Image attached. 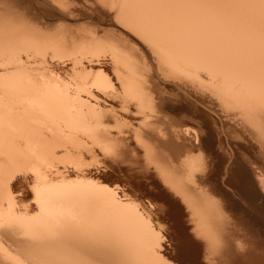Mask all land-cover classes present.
I'll return each instance as SVG.
<instances>
[{
  "label": "bare ground",
  "instance_id": "1",
  "mask_svg": "<svg viewBox=\"0 0 264 264\" xmlns=\"http://www.w3.org/2000/svg\"><path fill=\"white\" fill-rule=\"evenodd\" d=\"M110 1L117 4L113 18L136 33L128 28L157 70L200 101L212 92L218 115L234 125L222 129L229 153L190 97L159 91L153 98L139 72L145 64L127 40L112 37L117 57L130 63L118 76L124 94H114L113 107L103 88L112 58L50 60L74 73L68 80L46 72L50 49L97 45L105 31L64 36L68 25L47 20L77 17L70 9L53 15L52 2L39 0L28 19L19 10L23 0H0V232L14 248L0 240V264H174L151 224L154 207L174 220L177 260L264 264V0ZM36 62L44 65L40 73ZM123 115L136 121L134 143L130 124L117 130ZM165 119L171 123L163 132ZM186 121L199 134L172 125ZM101 146L110 157L104 167L115 174L110 187L93 181L98 168L81 167ZM28 179L40 184L36 203L17 207L11 189ZM184 210L198 240L182 223Z\"/></svg>",
  "mask_w": 264,
  "mask_h": 264
},
{
  "label": "rangeland",
  "instance_id": "2",
  "mask_svg": "<svg viewBox=\"0 0 264 264\" xmlns=\"http://www.w3.org/2000/svg\"><path fill=\"white\" fill-rule=\"evenodd\" d=\"M35 1H39V0H34V1L32 0V2H31V0H23V3H21L23 5L20 4V6H19L20 7L19 10L22 11V13H24V15L26 14L25 16L28 19L30 18L29 17L30 15L32 17L34 14H36L35 11H36L37 7H34V6H36ZM47 1L49 2V0H47ZM104 1L103 0H51L49 2L50 4L52 2L51 5L55 9V12L52 11V10L50 11L51 14H53V15H55L56 12L58 13L60 11H62L64 13H67L69 11V9L75 15L76 14L78 15L77 17H75V15H74L75 18L72 17V18H61V19H58V20H56V19L49 20V21L47 20V23H48L49 26H51L52 24L53 25H58L60 23L68 25V27L64 31V36H65V34H66V36H68L69 34H76V33L89 36L94 31H96L99 35H102L103 32L105 31L104 32L105 35L101 37V41L97 45H95V44L94 45L93 44L92 45H85V46H82V47H79V48H77V47L74 48L73 46H68L64 52H60V53L54 51L53 49H50L49 54H48V64L47 65L50 66L51 69H50V67H47L49 69L45 68V69H47V71H46L47 74H49V73H51L53 71H54L53 73L56 72L57 75H60L61 77H63V75H65V74L67 76L70 73H71L72 76L74 74V73L72 74V71H70V70H68L66 72L65 70H62L60 68L59 69L58 68L56 69V67H52L53 65H51V63L49 62L50 60H53L54 62L55 61H65L67 63H71L76 58H78L79 60H82V61H85L86 62L88 60L97 61L99 59H103L104 56L106 55V56H108L107 58H110V59L112 58V62H111L112 65L104 66V68H103V70H104V79L105 78L107 79L106 85L103 88H104V91L106 93L112 95V96H110V105H112L113 107H116V104L118 103V100L119 99H117L118 97H115L114 94H118V95H120V94L123 95L124 94V90L122 91V88L123 87L120 84V81L118 80V76L119 75L122 76L121 73L124 72L123 70H126V66L128 64H130L128 60H125V59L122 60L121 58L117 57V55H118L117 53H119L120 51L115 46V43L116 42H115V40H112V37L115 36V38H116V36H118L119 38H121V39H123L125 41L127 40L128 44H130L134 49H138L139 50V51L137 50L138 54H140L139 55V57H140L139 58L140 59L139 63L141 62V63L145 64V65L140 64V67L142 66V69H140L141 71H139V72L141 73V75L143 74L141 76L142 80L144 79V82L147 81V83H150L154 87L153 88V87L149 86L150 84L149 85L148 84L146 85V86H148L147 87L148 89L153 90L152 92L155 94V95L153 94L154 95L153 98L158 100V93H159V91L162 94L164 93L163 95H165V96L172 95L174 93V91L175 92L178 91L184 97H186V98H189L190 97L189 100L192 101L195 105H197L198 108H200L201 111H203V112L205 111V113L207 114L206 117H207L208 122H209V123L208 122L207 123L209 125H211L210 126V129H212V132L213 131H215V132L216 131H219L218 134H219V137L221 139L220 140V142H221V148H222L221 151L224 152L225 154H227L226 152L229 153V144L227 143L226 135H225V133H224V131L222 129H224L225 126L228 127L229 125L230 126H234V125H233V123H230L228 120L226 121L224 119H221L222 116H220V114L218 115L219 109L217 110V107L215 106L216 105V101H215V99L213 97H212V100L210 98L211 96H214L212 94V92L211 91H208L206 89V91H207V92L205 91L206 92L205 93L206 95H205V97H203V99L201 98L202 101H200L199 100V97L200 96L198 94L194 93V95H193V92L190 91L189 89L187 90V89H183V87H180V86H182V84H181V82L179 80H176V79H172L171 78V80H172L173 83L170 82L171 80H169L167 78L168 76L165 77L166 75H165L164 72H161L162 70L160 71V69H158V70L156 69L157 68V66H156L157 64H155L156 63L155 59L149 53L148 48L145 47L146 45L143 46L144 44L139 41V39L137 38L138 36L132 34V33H135V32H133V30L128 27L132 31V33H129L130 30H128V28L126 26H124L125 29H123V25L121 26V23L119 22V20L117 18H113V15H114L113 13L115 12V9L117 8V4H115V6H113L112 5L113 3L109 4L108 1H110V0H108V1L107 0H104ZM112 1H114V0H112ZM112 1H110V2H112ZM25 4H26V6H25ZM23 7H25V8H23ZM112 7H114L113 8L114 10H111ZM67 9H68V11H67ZM114 21H116V22H114ZM53 25L51 27H53ZM126 29H127V31H126ZM108 32H110L111 34L108 33ZM88 56H90V57H88ZM115 56L117 58H119V59H116ZM33 65H34V68L36 69V66H39V62H36ZM43 67H44L43 64H41L39 67H37L38 71L40 70V68H42L39 71V73L43 70ZM149 69H150V71L152 73L149 72V71H147V73H151V75H153V76H150V74H147L146 73L145 70H149ZM48 71H49V73H48ZM159 71H160V73H157ZM161 73H163V75ZM159 74H161V76H163V77H165L167 79H164ZM66 75L63 78H65V79L68 78L69 79V77L66 78ZM90 75H92V74H90ZM145 75L147 77L149 76L148 78H150V79L146 78ZM143 76H145V77H143ZM70 78H72V77H70ZM152 78H154V79H152ZM156 79H157V81H156ZM176 81H177V84H176ZM153 82L156 83V84H154ZM151 95H152V93H151ZM193 96H195V97H193ZM206 97L208 98V102H207V98ZM211 101H213L214 103L211 102ZM155 103H156V100H155ZM143 108H145L144 111L142 110L143 112L148 111V109L150 110V107L148 105H145V107H143ZM146 108H148V109H146ZM153 112H151V114ZM146 114L147 115H150V111L149 112H146ZM128 116L129 115H123L122 116L123 118H117L116 120H119V121H117V122H119V125L118 126H120L121 128H117L118 127L117 125H116L117 126L116 128H117V130L118 129H121L123 131H127L126 129H128L129 124H130V127H129L128 130L132 133V134H130V136H131L132 141L134 143L136 137H134L135 135L133 134V132H134L133 129H134V127H136V123H135L136 121H135V119L133 117H131V116L128 117ZM124 118L125 119H128V120H125ZM129 118H131V119H129ZM116 120L115 119L113 121L110 120L109 125H111V129L114 128V127H112V125L115 126V124H117V122H115ZM167 120L168 119H165L162 122L158 123V124L161 125V127L158 124H157V127H156V125L154 127L157 128V129L160 127L161 131H163V132L165 131V129L167 131L168 128H169L168 124L171 123V121H169V120L167 121ZM153 122H155V121H153ZM131 124H134V127ZM213 124H214L215 127L213 126ZM172 125H177V126H179V125L180 126H190L191 128L196 129V133L199 134L198 133V127H197L196 124H194V122L186 121V122H182V123L179 122L177 124L175 122V123H172ZM113 130H116V129L114 128ZM191 134L193 135V133H191ZM23 135L24 134H22V136L19 137V140L21 141L20 142L21 144L22 143L25 144V141L24 140H25L26 136L25 135L23 136ZM132 135H133V137H132ZM222 141H223V143H222ZM235 156H237V155H235ZM109 158L110 157H109V154H108V148L106 146H101L100 151H98L96 155H94V156H88L87 155V157L85 156L83 158L84 159L83 163L81 161L82 158L79 161H81V164H82L81 167L84 166L85 169H88L89 168V169H91L93 171V170H96L98 168V171H97L98 173H96L94 175L93 181L94 182H97L99 184H102L104 186L110 187V182L112 180H116V179H115V174L114 173H113V175L110 176V167H109V165L108 166L105 165V167H104V161H107V160L109 161L110 160ZM64 161H66V164L67 165H70L69 163L74 162V160L72 158H65ZM83 164H85V165H83ZM87 165H88V168H87ZM94 165H96V166H94ZM225 169H228V167L227 166H224L222 170H225ZM29 173H30V170L29 171L27 170V174H29ZM19 177H20V175H19ZM19 177H17V179L15 180L16 182H18V181L21 180ZM112 177H113V179H112ZM27 181L29 183H27ZM27 181L26 182L23 181L22 183H20V185H18V186H16V187H14V188L11 189L12 195L14 194L13 198L15 200L14 201L15 202V206L17 205V207H19V206L20 207H30L31 205H33L34 203H36V200L34 199V195H36L38 193L37 191H39V189H40V187L38 188V185H40V184L37 183L36 181H34V183H35L34 184L33 183V179H30V180L28 179ZM34 192H35V194H34ZM40 203H42V202H40ZM181 206L184 209V207H183L182 204H181ZM38 208L36 209L37 211H38ZM154 208L152 210L153 213L151 212L150 220H151V224L155 228H158L159 227L160 235L163 236L162 243L165 245V248H167L166 249L167 251L165 250L164 253H163L164 256L166 257V259L168 261H170V262H172L174 264H186L184 262H181V261L177 260L174 257L175 256L174 254H176V250L177 249L176 248H172V245L174 244V241H175L174 236H175L177 230H176V227H175V223H174L173 218L171 216H169L168 214H166V212L164 210H162V209L159 210L156 207H154ZM35 211L34 212L32 211L29 214V216L30 217H34L33 215L34 214H37V211H36V213H35ZM32 213H34V214H32ZM187 215L188 214L184 210L183 217H182V223L184 224V222H185L184 225H187L185 227H186L188 233L192 237H194L193 236L194 233H193L192 228H191V227H193V223L192 222L190 223L188 221V219H187L188 216ZM2 236H5L6 237V235H4V233L0 232V240L3 242V244H5L8 247H12V249H14L12 245L8 244L9 242H7L8 241L7 240V237L5 238V237H2ZM196 240H198V239H196Z\"/></svg>",
  "mask_w": 264,
  "mask_h": 264
}]
</instances>
